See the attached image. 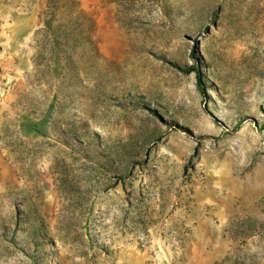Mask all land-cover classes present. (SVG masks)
I'll list each match as a JSON object with an SVG mask.
<instances>
[{"label": "rangeland", "instance_id": "374dc122", "mask_svg": "<svg viewBox=\"0 0 264 264\" xmlns=\"http://www.w3.org/2000/svg\"><path fill=\"white\" fill-rule=\"evenodd\" d=\"M0 264H264V0H0Z\"/></svg>", "mask_w": 264, "mask_h": 264}]
</instances>
